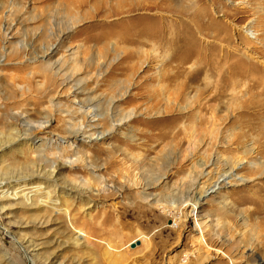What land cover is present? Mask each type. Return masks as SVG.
<instances>
[{
	"label": "rangeland",
	"instance_id": "obj_1",
	"mask_svg": "<svg viewBox=\"0 0 264 264\" xmlns=\"http://www.w3.org/2000/svg\"><path fill=\"white\" fill-rule=\"evenodd\" d=\"M127 2L0 0V264H264V0ZM89 106L104 137H71Z\"/></svg>",
	"mask_w": 264,
	"mask_h": 264
},
{
	"label": "bare ground",
	"instance_id": "obj_2",
	"mask_svg": "<svg viewBox=\"0 0 264 264\" xmlns=\"http://www.w3.org/2000/svg\"><path fill=\"white\" fill-rule=\"evenodd\" d=\"M127 0H121V2H126ZM132 1L134 0H129L128 5H130L132 3ZM171 0H169L170 2ZM197 2V1H196ZM136 6H139V4L137 2H134ZM198 5V4H197ZM191 9V8H190ZM188 11V10H187ZM185 12L183 11V14ZM189 13V12H188ZM205 13V11H194V12H191L189 14L190 16V20L192 19H195L196 20V23H193L192 25L196 24L197 25V28L201 27V23H200V19L197 18L196 16H201V19L204 18L203 14ZM207 13V12H206ZM226 13V12H224ZM203 16V17H202ZM202 22V21H201ZM190 25V24H189ZM188 28V26L186 25V29ZM216 34L219 35V34H222L223 35L221 36L222 40H224L225 42L229 43V36L227 34V31L225 29L224 26H219L216 28ZM254 34V33H252ZM218 38V37H217ZM251 38H254V35L252 36L251 35ZM134 40L136 39H130V43L134 42ZM162 42L164 43V45L167 47V48H174L175 47V44H179V58L177 60L178 62V65H180L181 67H183V65H185L190 57L192 56H197V60L196 62L198 63V61L200 62V65H206L208 67H210L213 71L215 70V87L213 86V92H222L223 90H225L226 86H228V84L230 83V81L233 79L231 78H228V77H225L224 74V71H222V68L224 67H221L220 65L223 63V61H225V63L227 64V62L229 61V57L231 56L230 53H227L226 51L227 50H224L225 52H222V56L220 57V55H218L217 53H215V47L214 46H211L209 48H207L208 50V53L206 54L205 52H203L201 49V47L199 45H197V42H196V38L193 37L191 34H183L182 36L180 37H175V38H172V37H162ZM220 40V39H219ZM138 42V40H137ZM129 43V42H128ZM174 46V47H173ZM206 46V45H205ZM242 62V61H241ZM234 63V62H233ZM199 65V66H200ZM226 66V73H229V72H233L236 74V75H241L244 73L243 70L240 68L239 70L237 69L236 71L233 70L231 68V65L228 64V65H225ZM182 74V73H180ZM167 79H176L177 77H175V75H172V76H166ZM76 82V81H75ZM233 82V81H232ZM253 82L254 84L258 85V86H261L262 88V91L261 93H257L255 95H258V94H261L263 95L264 94V79L263 80H258V79H253ZM253 84V86H254ZM74 91L78 90L77 93H80L82 91V89H80V86H79V82H76L74 83ZM256 88V87H255ZM215 89V90H214ZM218 89V90H216ZM227 90V89H226ZM172 93V91H171ZM227 93V92H226ZM173 94H176L175 95V98L177 99L179 93L176 92V93H173ZM218 95L214 94V97H217ZM259 96V95H258ZM172 97V96H171ZM220 97V96H219ZM218 97V99H219ZM257 98V97H256ZM254 99V98H253ZM90 99H87L86 101H89ZM220 100V99H219ZM174 102V101H173ZM78 105L79 103L76 102ZM83 105V104H82ZM170 105V104H169ZM248 105V104H247ZM87 108V107H86ZM167 109V108H166ZM168 111V110H167ZM86 114L87 116L85 115L86 117V123L83 125V124H75L73 130L71 131L70 133V136L71 137H77V136H82V137H86V138H89V139H92V138H96L97 136L101 135V138L104 137V132L101 131V132H97L96 130V125H95V122L96 120H98L99 116H98V113H97V108L94 107V106H89L88 109L86 110ZM262 116V115H261ZM260 116V117H261ZM84 117V116H83ZM130 118V114H125V115H122L120 116L114 123L113 125L115 126H119L120 124L124 123L125 121H127L128 119ZM85 119V118H84ZM46 125H39L38 127H45ZM28 133L30 132L29 129H25ZM97 132L96 136H95V133ZM110 131H107V133H109ZM21 133V135H17L15 137H9L7 138V140L5 141L4 144H13V143H32V140L34 138H32V135L29 133ZM2 144V143H1ZM3 144V145H4ZM6 144V145H7ZM264 148V147H263ZM60 167H62V165H57L55 166L50 172H47L48 174L45 176V173L44 171L43 172H40V170H38L36 172V177H43V178H49V179H53V176L54 174L60 169ZM207 174V173H206ZM227 174H230V172H225L223 174H221L220 178L214 180L213 182H211V184H206L205 185V190H204V193H207V192H212V191H215L213 190L212 188H218L219 187V182H223V183H229L230 181H227L225 180V178H229V175ZM233 174V173H232ZM227 176V177H226ZM14 180V179H13ZM11 180V181H13ZM239 180H243V179H239ZM3 182L2 183L0 182V187H1V184L3 185ZM75 187V188H74ZM74 187H63L62 189L64 191H68V190H73L75 192V195H80L82 192L79 188H76V186Z\"/></svg>",
	"mask_w": 264,
	"mask_h": 264
},
{
	"label": "water",
	"instance_id": "obj_3",
	"mask_svg": "<svg viewBox=\"0 0 264 264\" xmlns=\"http://www.w3.org/2000/svg\"><path fill=\"white\" fill-rule=\"evenodd\" d=\"M130 245H131V247H133L134 246V243L132 242Z\"/></svg>",
	"mask_w": 264,
	"mask_h": 264
}]
</instances>
